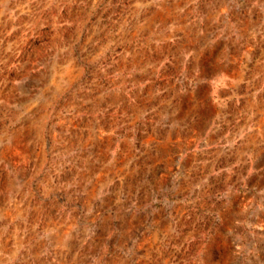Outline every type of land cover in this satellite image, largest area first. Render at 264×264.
I'll return each instance as SVG.
<instances>
[{
	"label": "rangeland",
	"instance_id": "1",
	"mask_svg": "<svg viewBox=\"0 0 264 264\" xmlns=\"http://www.w3.org/2000/svg\"><path fill=\"white\" fill-rule=\"evenodd\" d=\"M173 99L264 128V0H0V264H264V178L204 179L176 141L143 162V131ZM206 188L230 192L232 222L215 226L217 203L211 227L162 250L163 219Z\"/></svg>",
	"mask_w": 264,
	"mask_h": 264
},
{
	"label": "crops",
	"instance_id": "2",
	"mask_svg": "<svg viewBox=\"0 0 264 264\" xmlns=\"http://www.w3.org/2000/svg\"><path fill=\"white\" fill-rule=\"evenodd\" d=\"M160 73L164 74L163 66L159 69ZM174 73V70H172L170 76L172 79H174ZM170 77L169 80L171 79ZM203 100L201 108L195 113H192L194 105H188L187 111L182 110L183 108L179 102H176V99H173L172 103L165 104L166 106H164V109L160 113L162 116L160 115L161 117H158L159 121L157 120V129L143 131L145 138L139 135L140 138H144L141 154L143 162L145 163L149 160V147L155 146L156 151L158 150L157 155L163 156L164 149L169 145V141L170 143L176 141L177 144L175 143L176 147H174L185 150V161L190 169L194 170V173H197V169L202 167V172H199V175L204 179L248 181L264 178V171H260L264 167V128H260L258 124H254L256 117L249 115L246 119L241 120V122L236 121L234 115L226 116L220 113L222 105L214 106L215 113L213 111L212 113L206 112L209 110L207 105L212 107V103H206L205 99ZM232 122L234 124L230 125ZM152 137L155 138V145L150 140ZM180 140L185 143H180ZM175 144L172 143L171 145ZM229 161H234L237 164L244 162L252 170L244 172L224 171L222 166L226 165ZM213 167L218 170L213 172ZM205 169L208 171H205ZM105 186L107 185H97L95 192L99 195V199L103 197ZM82 187L84 189L82 195L86 198L85 189L87 183H84ZM229 196H231L229 191H213L206 188V190L204 189L202 192H199L198 197H193L188 204L177 202L173 208V216L171 218H164V224L161 225L163 227V235L160 236L159 243L163 245L162 250L165 252L169 251L171 248H174L173 246L179 249V245H182L183 242L190 244L192 243V239L196 237V228L211 227L212 221L208 213L216 208L217 203H219V207L222 203H224V206L217 209L220 213V219L215 226L219 228L232 222L231 216L228 214L229 206L227 207V202H231ZM238 196H240V208L237 212L243 214L244 206L253 200L254 196H245L244 192ZM102 202L103 200H100L98 205H103ZM256 214V219L247 220L246 222L243 219H238L236 223L242 227H244V224H249L253 227L257 226L260 222L259 213L257 212ZM184 229H189L186 230V235L183 231ZM187 255L194 254L188 253ZM4 256L6 260L12 259V264H15L14 262L17 259L21 260L18 264H33V256L36 255H2V258ZM157 256L159 255H107L108 264H127L128 260L139 262L146 260L149 264V261L152 260L153 262ZM161 256L167 262L171 260V254H162ZM64 259L68 263V260H75L79 264H83L84 262L83 255H65ZM46 261L48 264H52V260L45 259Z\"/></svg>",
	"mask_w": 264,
	"mask_h": 264
}]
</instances>
